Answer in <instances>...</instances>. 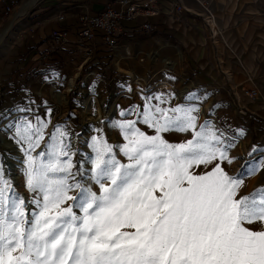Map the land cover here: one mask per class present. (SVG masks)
<instances>
[{"label": "snow or ice", "instance_id": "snow-or-ice-1", "mask_svg": "<svg viewBox=\"0 0 264 264\" xmlns=\"http://www.w3.org/2000/svg\"><path fill=\"white\" fill-rule=\"evenodd\" d=\"M144 99L132 109L139 120L121 113L125 119L113 123L124 143L92 137V154L79 166L60 126L36 155L45 121L21 117L0 126L24 154L30 194L21 195L0 164V264H264V227H250L264 225V186L238 197L244 181L264 170V157L253 163L254 147L230 176L222 164L236 159L229 156L234 137L198 123L201 97L192 93L173 107L161 106L163 95ZM170 132L191 139L172 143L164 136ZM200 165L211 169L192 170Z\"/></svg>", "mask_w": 264, "mask_h": 264}, {"label": "rangeland", "instance_id": "rangeland-1", "mask_svg": "<svg viewBox=\"0 0 264 264\" xmlns=\"http://www.w3.org/2000/svg\"><path fill=\"white\" fill-rule=\"evenodd\" d=\"M21 3L22 0H18V4L8 18L0 20V114L6 111L9 113L0 118V126L21 117L33 123L36 122L37 117L45 121L48 126L44 130V141L33 155L46 148L51 134L55 132L57 126H60L68 133L67 142L74 153L72 159L79 166L86 156L92 154L89 147L92 137L103 136L111 145L124 143L113 123L125 119L121 113H127V120H139L140 117L132 109L142 108L146 102L145 96L163 95L168 99V103L161 106L173 107L187 103V97L195 93L202 98L199 104L198 123L209 121L217 130L234 137L232 140L234 147L230 150L229 156L236 159L232 164L226 162L222 164L228 175L235 176L240 171L244 162L250 159L249 153H252L254 147L258 151L253 153L251 158L253 163L259 162L261 157H264V125L259 122L261 119L249 112L247 103L254 93L257 96L260 94L258 92L260 88L256 85H245L235 77V74L229 79L225 77L227 67L234 72L239 68L238 56L254 48L249 46V43L251 44L250 41L254 37L257 39L261 37L257 35L259 32L263 34L261 37L263 58H260V66L264 67V30L215 29L213 31L206 24L202 36L213 46L211 59L212 56L215 58V62L211 63V71L199 66L207 62V57L202 58L198 65V60H194V55L187 48L181 50L179 46L170 42L162 44L152 42L143 46L139 40H132L128 49L120 48L121 45L115 49L111 59L105 56L103 61L94 58L85 61L82 54L76 55L75 58H67L66 54L65 57L60 54L59 60H56L57 57L46 59L47 63L38 60L37 71L33 68L23 75L20 72V66L23 65L25 58L22 35L27 21L31 19L30 15L36 7H39V3L30 8L20 19H13V13ZM243 37L247 40H243ZM214 38L217 39L216 44H213ZM245 79L246 82H253L249 76ZM237 84H240L235 87L239 90L238 94L230 90ZM183 89L185 93L180 96ZM204 97L206 100L203 99ZM244 97L247 101L242 99ZM152 103L155 104L157 101L153 100ZM111 104L114 105L116 113L108 120L105 119L104 112ZM17 107L29 111L17 112L15 111ZM137 127L149 135L154 134L146 125L137 124ZM240 130H243L244 135H238ZM81 133L84 141H79ZM9 135L5 130L4 141L9 146L0 145V164H3L2 155L9 157L16 152L22 156L17 168L19 182L14 185L21 195L30 198L24 187L25 157L20 145L10 139ZM164 136L172 143L191 139L190 132L185 134L170 132ZM118 159L122 163H127L123 156H118ZM90 167V164L86 165L87 169ZM210 169L211 165L208 167L200 165L192 170L203 173ZM88 184L94 191L99 192L98 186L90 180ZM262 186H264V170L244 181L238 197L250 195ZM250 227L259 230L264 225L256 223Z\"/></svg>", "mask_w": 264, "mask_h": 264}, {"label": "crops", "instance_id": "crops-1", "mask_svg": "<svg viewBox=\"0 0 264 264\" xmlns=\"http://www.w3.org/2000/svg\"><path fill=\"white\" fill-rule=\"evenodd\" d=\"M22 0L21 5L13 13V19H20L30 8L39 3L33 13L30 15V21L25 25L26 29L23 33L22 40L24 41V62L20 66L22 74H27L29 71L38 69V60L47 55L48 59L59 55L67 58H75L80 55L77 50V42L80 39L77 29L78 16L84 12L95 14L103 10L107 5H112L113 0ZM182 4L187 12L184 13L181 21L173 22L163 13L151 18L138 17L134 21L124 23L127 32L120 37L118 47L129 48L130 41L139 40L142 45L146 46L149 43L155 42L162 44L170 42L187 50L194 55V60L198 62L202 58L207 57V62L202 66L203 69L211 71V63L215 58L211 59V48L213 46L210 41H207L202 36L203 29H206V24L213 30L237 29V30H264V0H182ZM10 15V14H9ZM4 14L3 3L0 2V20ZM4 20V19H3ZM149 24L148 30H142V25ZM62 32L64 43L61 49L55 53L50 51L52 46V35ZM144 33H154L153 36H146ZM262 32L257 35L261 36ZM252 37V36H251ZM252 39L249 46H254L253 49H248L244 55L238 56L237 62L239 68L234 72L227 67L225 77L229 79L232 74L240 79L242 83L248 86H257L260 88V94L257 96L254 93L248 99V109L257 117L259 122L264 125V67L260 66L263 58L261 45L263 38ZM247 40L243 37V40ZM213 44L217 43L214 38ZM116 48V49H117ZM65 51V52H64ZM113 55V52H111ZM64 56V57H65ZM107 56L103 47H99L95 58L98 61H103V57ZM56 62V61H51ZM43 63H47L44 61ZM264 64V61H263ZM23 74V75H24ZM54 77L55 75H51ZM249 76L253 82H246L245 77ZM224 78V76H222ZM254 78V79H253ZM236 84V82H234ZM240 84L234 85L233 88ZM232 88V89H233ZM230 89L238 94L239 90ZM247 101V98H242ZM252 111V112H251Z\"/></svg>", "mask_w": 264, "mask_h": 264}, {"label": "built area", "instance_id": "built-area-1", "mask_svg": "<svg viewBox=\"0 0 264 264\" xmlns=\"http://www.w3.org/2000/svg\"><path fill=\"white\" fill-rule=\"evenodd\" d=\"M4 6V14L11 13L18 4V0H0ZM187 12L182 0H113L103 10L90 14L84 12L78 16L77 29L80 39L77 50L87 61L95 58L99 47H103L109 54L118 47L120 37L127 32L124 23L134 21L138 17L151 18L164 14L173 22L181 21ZM149 24L142 25V30H148ZM62 32L52 35L50 51L55 53L64 43ZM47 55L39 60L46 61Z\"/></svg>", "mask_w": 264, "mask_h": 264}, {"label": "bare ground", "instance_id": "bare-ground-1", "mask_svg": "<svg viewBox=\"0 0 264 264\" xmlns=\"http://www.w3.org/2000/svg\"><path fill=\"white\" fill-rule=\"evenodd\" d=\"M185 93V89L181 90L180 96H183ZM61 99V97H60ZM116 113V109L113 104L109 105V108L104 112V117L105 119H111ZM5 130L6 128L2 129L0 127V145H5L9 146L8 143L4 141V136H5ZM79 141H84V136L83 134H79ZM11 147V145H10ZM13 151V150H12ZM16 153V152H15ZM13 153V156H6V159L2 155V162L4 165V170L9 179L13 181L14 184H18L19 182V177L17 175V168L19 163L22 161V156L18 153Z\"/></svg>", "mask_w": 264, "mask_h": 264}, {"label": "trees", "instance_id": "trees-1", "mask_svg": "<svg viewBox=\"0 0 264 264\" xmlns=\"http://www.w3.org/2000/svg\"><path fill=\"white\" fill-rule=\"evenodd\" d=\"M8 16H9V14L8 15H5V16H3L2 17V19H7L8 18ZM144 35H146V36H153L154 35V33H144ZM106 52V54H107V56H108V59H111V54H109L107 51H105ZM106 56V57H107Z\"/></svg>", "mask_w": 264, "mask_h": 264}, {"label": "water", "instance_id": "water-1", "mask_svg": "<svg viewBox=\"0 0 264 264\" xmlns=\"http://www.w3.org/2000/svg\"><path fill=\"white\" fill-rule=\"evenodd\" d=\"M3 157L6 159V156L5 155H3Z\"/></svg>", "mask_w": 264, "mask_h": 264}]
</instances>
